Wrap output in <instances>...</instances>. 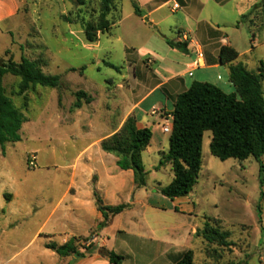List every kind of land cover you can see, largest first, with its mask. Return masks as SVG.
<instances>
[{
	"label": "rangeland",
	"instance_id": "1",
	"mask_svg": "<svg viewBox=\"0 0 264 264\" xmlns=\"http://www.w3.org/2000/svg\"><path fill=\"white\" fill-rule=\"evenodd\" d=\"M136 1L117 0L109 16L115 22L113 28L99 34L94 44L86 41L84 25L98 22L101 0H20L18 14L0 22L3 63H20L26 57L38 62L45 75L61 77L59 88L38 86L24 95L18 93L17 77L6 74L3 78L6 95L24 110L28 122L20 131V142L7 144L4 152L0 145V264H49L47 255L51 251L44 245L50 240L63 242L62 230L68 226L60 221L59 201L77 156L85 154L84 162L88 154L103 153L100 146L94 147L96 141L115 128L134 102L156 83L157 63L166 71L169 60L181 59L184 47L174 54V38L186 34L197 40L194 21L184 12V6L197 13L200 36L207 33V28L219 29L241 53L220 70L191 73L185 78L188 86L203 80L232 94L237 91L230 82L231 65L241 64L250 73L260 72L264 64V0H176L181 8L178 12H171V4L153 16L167 17L157 27L151 20L142 22L135 16ZM173 44L178 45L176 41ZM262 90L264 94V79ZM78 92L92 99L87 103L84 98L80 109L75 108ZM158 101L166 102L163 90L155 93L143 109L148 111ZM156 124L160 151L154 145L143 152L148 180L144 190L136 193L147 192L151 204L168 215L163 209L173 211L174 204L161 191L172 181L173 173L168 166L156 167L161 155L169 150V133L163 132L164 120L156 118ZM211 139L212 132H205L203 166L189 198L197 223L202 226L207 219L219 220L221 229L231 232L232 246L223 249L193 242L195 262L204 264L207 256L213 264H235L239 260V264H260V260L264 262V172L253 157L245 161L214 157ZM33 157L35 167L29 165ZM132 186L128 182L126 189ZM164 215H160L162 219ZM161 218L149 213L145 222L155 226ZM98 232L91 233L90 238ZM88 239L80 238L79 247H91Z\"/></svg>",
	"mask_w": 264,
	"mask_h": 264
},
{
	"label": "trees",
	"instance_id": "2",
	"mask_svg": "<svg viewBox=\"0 0 264 264\" xmlns=\"http://www.w3.org/2000/svg\"><path fill=\"white\" fill-rule=\"evenodd\" d=\"M117 0H101L100 16L97 23L88 22L84 25L86 41L94 44L99 34L109 32L115 22L109 18L116 8ZM134 12L143 17L137 3L133 2ZM180 48L184 47L179 43ZM239 57L232 47L223 46L219 59L222 65L231 64ZM0 67V145L3 152L9 143L22 140L20 131L28 118L22 108H19L6 95L3 78L11 74L19 79L18 93L24 95L32 88H59L61 77L45 75L38 62L22 57L20 63L10 60ZM114 67L112 64H108ZM259 73H250L244 66H230V82L236 88V93L227 94L215 84L194 81L185 92L178 95L169 132V150L163 154L157 169L170 166L173 173L172 181L162 189V194L174 200L188 196L193 192L203 166L202 147L205 132H212L210 142L211 154L222 160L237 159L245 161L253 157L260 163V171L264 172V94L262 82L264 79V64ZM74 70V69H73ZM75 108L82 107V100L87 103L92 99L84 92L77 93ZM153 131L148 128H138L135 116H129L122 127L112 136L101 142V149L117 158V166L123 171L131 170L137 189L147 185L148 172L143 163L142 154L151 145ZM96 203L104 221L101 227L107 226L112 219L129 208L128 205L108 206L96 194ZM219 220L207 219L203 227L197 231L196 237L207 245L229 248L232 246L230 231H223ZM79 239H72L64 245L47 244V248L60 256L75 255L84 257L79 251ZM86 253L95 252L86 248ZM99 253L108 256L111 264H122L124 257L99 249ZM216 252V251H214ZM176 264H195L194 252L188 250L177 260Z\"/></svg>",
	"mask_w": 264,
	"mask_h": 264
},
{
	"label": "crops",
	"instance_id": "3",
	"mask_svg": "<svg viewBox=\"0 0 264 264\" xmlns=\"http://www.w3.org/2000/svg\"><path fill=\"white\" fill-rule=\"evenodd\" d=\"M136 3L142 10L143 17L137 16L134 12L135 16L142 22L148 18V21H152L151 25L156 27L167 17L154 19L153 16L159 14L171 4H173L171 7L172 13L181 9L176 0H137ZM175 5L179 6L177 10L174 9ZM19 6L20 0H0V22L15 17L18 14ZM146 7H149V9L144 11ZM184 8V12L191 16L194 21L197 40H193L186 34L182 36L179 34L177 38H174V42L178 43L177 46L171 44L174 54H178L179 43L184 45V53L180 55L181 59L173 58L169 60L166 71L160 70L162 65L160 62L157 63L158 67L154 71V76L157 78L156 83L140 99L134 102L115 128L96 141L94 147L100 146L101 148L102 140L116 133L129 116H135L138 128L148 127L153 131L150 147L155 145L156 151L159 152L161 142L156 139L158 131L156 118L164 120L167 114L172 115L178 95L191 86H188L185 78L191 76V73L193 74L197 70H220L223 68L219 59L220 49L223 46L232 47L239 53L230 37L227 34L221 35L219 29L207 28V33L200 36L201 24L197 13H192L188 5ZM239 56H241V53H239ZM148 62L151 61L148 60ZM199 82L205 81L200 80ZM159 90L165 92V104L158 101L153 103L148 111L144 110L143 106ZM159 103L160 107H158ZM102 152L88 154L89 156L84 162L82 159L85 154L81 153L77 156L71 168V176L66 181V186L59 201L60 206H62L60 221L68 228L64 226L62 230L63 242L55 243L61 246L74 238L79 240L80 238H89V246L91 245L90 248L95 249V252L87 254L85 249L79 247V251L85 254L84 257L77 258L73 254L63 257L46 247L47 244L53 243L50 240L44 245L47 250L51 251L47 255L49 264H111L109 257L99 253V249H105L107 252H114L123 256L124 261L122 264H176L184 252L188 250L194 252L191 248L193 242L199 241L203 244L204 241L195 236L203 225H199L194 216L195 207L189 198L190 194L172 200L174 204L173 211L163 209L169 213L168 215L161 214L162 208L151 204V196L147 192L138 193V196L136 190H144V188L137 189L133 172L131 170H121L117 166L115 156L107 154L103 150ZM168 167L170 168V166ZM127 181L133 183L130 190L126 189ZM96 194L103 200L105 205L119 206L124 204L128 205L129 208L116 215L107 226L101 227L104 219L97 208ZM130 195L136 197L131 198ZM149 213H154L159 218H161L160 215H164L162 217L167 220L161 218L162 220H157V225L151 226L145 222V216ZM69 228L71 231L67 232ZM96 230L99 232L94 234L93 238H90L91 233ZM204 244L206 243L204 242ZM235 254H238V252L236 251ZM236 256L239 260L238 255ZM240 261L235 264H239ZM203 263L213 264L207 256ZM195 264L197 263L195 262ZM246 264L248 263L246 262ZM260 264H264V262L260 260Z\"/></svg>",
	"mask_w": 264,
	"mask_h": 264
},
{
	"label": "built area",
	"instance_id": "4",
	"mask_svg": "<svg viewBox=\"0 0 264 264\" xmlns=\"http://www.w3.org/2000/svg\"><path fill=\"white\" fill-rule=\"evenodd\" d=\"M179 8L178 5H175L174 6V9L177 10ZM172 115L171 114H167L165 119H164V126H163V132L164 133H169L170 132V125H171V122H172ZM36 161V158L33 157L32 160L30 161L29 165L31 167H35V162ZM2 264H9V263H2Z\"/></svg>",
	"mask_w": 264,
	"mask_h": 264
},
{
	"label": "water",
	"instance_id": "5",
	"mask_svg": "<svg viewBox=\"0 0 264 264\" xmlns=\"http://www.w3.org/2000/svg\"><path fill=\"white\" fill-rule=\"evenodd\" d=\"M145 21H147V22H148V18H146V19H145ZM172 45H175V44H173V43H172ZM176 46H177V45H176ZM3 65H4V64H3V60H2V59H0V67H3Z\"/></svg>",
	"mask_w": 264,
	"mask_h": 264
}]
</instances>
